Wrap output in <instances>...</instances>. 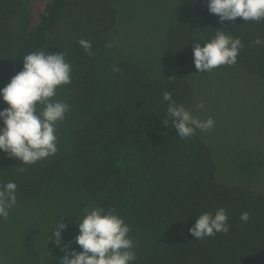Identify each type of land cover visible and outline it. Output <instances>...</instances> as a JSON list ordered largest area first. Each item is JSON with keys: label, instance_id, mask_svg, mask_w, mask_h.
I'll return each mask as SVG.
<instances>
[{"label": "trees", "instance_id": "obj_1", "mask_svg": "<svg viewBox=\"0 0 264 264\" xmlns=\"http://www.w3.org/2000/svg\"><path fill=\"white\" fill-rule=\"evenodd\" d=\"M26 3L0 0V87L22 69L27 54L62 51L71 65V82L58 87L54 99L66 102L69 110L56 123L54 155L22 164L0 152V187L9 181L17 185L16 204L6 218L0 217V259L30 264L31 256V264H41L40 239L50 236L56 251L52 233L63 217L68 225L64 245L80 251L75 218L86 208L103 207L130 226L133 264H264V193L259 188L264 142L261 147L238 135L239 142H222L227 147L215 149L199 129L181 139L163 99L170 92L177 104L204 120L196 107L200 80L236 70L257 89L253 98L264 112V43H254L264 41V20L221 23L208 11L207 0H192L191 15L162 33H149L141 24L152 38L138 54L128 55L120 39L129 19L122 2L118 10L120 0H48L33 21ZM217 31L240 38L236 63L196 72L194 44L203 45ZM81 39L91 42V55L79 45ZM228 80V86L234 83ZM231 90H243L246 97L251 93L235 85ZM218 152L224 161L216 160ZM223 164L229 172L225 180L219 177ZM219 208L227 214L228 232L203 239L189 233L200 214ZM27 210L30 223L21 215ZM243 212L247 222L241 220ZM23 220L26 228L39 230L38 235L33 227L31 246L21 234L19 243L8 239L13 230L23 231L16 227Z\"/></svg>", "mask_w": 264, "mask_h": 264}, {"label": "clouds", "instance_id": "obj_2", "mask_svg": "<svg viewBox=\"0 0 264 264\" xmlns=\"http://www.w3.org/2000/svg\"><path fill=\"white\" fill-rule=\"evenodd\" d=\"M207 7L221 23L237 18L244 22L264 20V0H207ZM78 43L91 55L90 41L81 39ZM254 43L260 45L264 41L257 38ZM242 47L239 37L233 38L222 31H217L203 45L196 41L193 46L196 72L234 65ZM22 60V69L4 87H0V101L6 105L0 108V152L22 164H33L57 152L56 123L65 118L69 105L54 97L58 87L71 82V65L62 51L38 50ZM113 70L119 71V68L114 67ZM163 99L168 101L167 115L181 139L192 136L196 129L207 131L213 127L211 117L198 119L190 109L177 104L170 92H164ZM196 107L203 108L204 104L200 102ZM164 123L168 124L166 120ZM23 171V167L18 169V172ZM16 188L12 181L0 187V217L6 218L9 209L16 204ZM248 219V213L243 212L241 220L247 222ZM227 220L223 208L217 209L214 214L204 212L196 218L189 233L196 239L214 236L218 232L226 233L229 230ZM74 223L79 228L75 242L81 250L64 245L65 255L59 259V264H133L135 261L133 240L128 235L130 226L113 210L86 208L82 217L75 218ZM54 225L52 235L60 246L62 233L68 225L64 217ZM50 239L49 236L48 241ZM41 264H45L44 257Z\"/></svg>", "mask_w": 264, "mask_h": 264}, {"label": "rangeland", "instance_id": "obj_3", "mask_svg": "<svg viewBox=\"0 0 264 264\" xmlns=\"http://www.w3.org/2000/svg\"><path fill=\"white\" fill-rule=\"evenodd\" d=\"M47 2L48 0H27L25 7L31 13L32 21L35 14L45 9ZM191 6L192 0H120V3L117 4L118 10L121 8L126 12V17L129 19V26L124 30V36L120 39L121 47L127 51L128 55L138 54L139 50L146 47L148 41L152 38V34H148L146 29H149V33L153 30H158L162 33L167 25L181 18L183 15L190 16ZM141 24H145L146 29ZM155 33L158 34L157 32ZM148 60L151 61L150 59ZM236 72V70L230 72L228 70L226 73H219L218 75H221L224 80H220L217 77L218 75L212 76L209 74L210 77L200 80V84L197 85L198 89L195 90L197 96L201 99L199 103L202 102L204 104L203 108H199L203 112L204 120L211 117L214 121L213 127L207 131H203V135H207L205 139L215 149L227 147L222 145V142H239L236 140L238 135L246 137L247 142H253L254 144L260 145L261 142H264V112L261 113L259 111L257 99L253 98L257 93V89L244 76L237 75ZM225 75L229 77L225 78ZM229 78L234 81L230 86H228ZM247 84L249 86H246ZM233 85L242 87L243 89L245 87L251 89V93H248V97H246V93L244 94L243 90L233 92L231 90ZM216 98L217 101L215 100ZM261 126L262 132L258 133V129ZM209 133H213L214 136L209 137ZM215 155L216 160L224 161L220 158L221 152L215 153ZM219 177L223 180L229 178L227 165L223 164L220 167ZM259 188L264 193V171L259 182ZM25 213H31V210H27L21 214L24 216V220L30 223L31 216ZM24 220L20 225L16 226L19 228L24 227L23 231L13 230L14 234L8 236V239L11 241L17 240V243H19L22 238L21 235H24L29 237L27 243L31 246V233L33 232L34 225H32L33 227L26 228L25 225L27 224ZM11 226L15 225L12 224ZM35 231L39 235V230H36L34 227ZM40 242V248L42 249L40 254L45 258V263L49 264L50 262L46 259L51 258H53L54 262H59L64 250V241L62 240L60 246L56 245V251H53V248L51 249L53 247L51 240L40 239ZM22 246L29 250L27 244L24 243ZM3 258L0 259V264H10L8 259ZM39 260L42 259L39 258ZM27 261L31 264V256L28 257Z\"/></svg>", "mask_w": 264, "mask_h": 264}]
</instances>
